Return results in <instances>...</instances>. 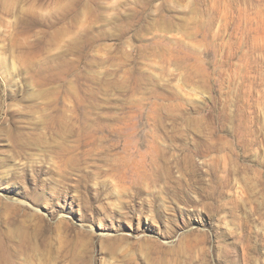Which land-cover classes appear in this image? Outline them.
Instances as JSON below:
<instances>
[{
	"label": "rangeland",
	"instance_id": "obj_1",
	"mask_svg": "<svg viewBox=\"0 0 264 264\" xmlns=\"http://www.w3.org/2000/svg\"><path fill=\"white\" fill-rule=\"evenodd\" d=\"M0 264H264V0H0Z\"/></svg>",
	"mask_w": 264,
	"mask_h": 264
}]
</instances>
